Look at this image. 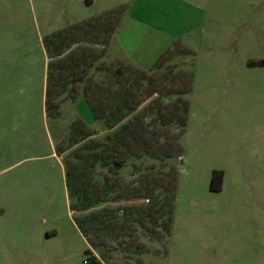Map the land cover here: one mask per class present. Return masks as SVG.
Listing matches in <instances>:
<instances>
[{
    "label": "rangeland",
    "instance_id": "374dc122",
    "mask_svg": "<svg viewBox=\"0 0 264 264\" xmlns=\"http://www.w3.org/2000/svg\"><path fill=\"white\" fill-rule=\"evenodd\" d=\"M100 17L106 40L114 33L109 45L75 44L69 33L48 42ZM173 43L169 63L191 73L185 123L177 94L166 96L183 88L173 67L152 77L161 91L143 103L160 102L167 125L155 133L170 156L127 160L117 200L94 209L127 215L110 225L101 216L87 241L69 207L63 161L88 157L84 138L97 121L78 97L83 83L62 85L81 75L96 89L97 76L75 60L88 63L97 50L113 66L149 70ZM263 60L264 0H0V264H85L88 248L103 264H264ZM55 83L48 115L46 88ZM138 167L159 192L175 185L168 213L158 211L160 200L150 197L148 208L129 195Z\"/></svg>",
    "mask_w": 264,
    "mask_h": 264
},
{
    "label": "trees",
    "instance_id": "16d2710c",
    "mask_svg": "<svg viewBox=\"0 0 264 264\" xmlns=\"http://www.w3.org/2000/svg\"><path fill=\"white\" fill-rule=\"evenodd\" d=\"M102 18L83 22L75 33L74 31L60 32L48 42L60 37H67L66 33H69L78 35L75 44L97 43L98 45L100 42L106 41L107 45H109L114 33L106 40L107 36L100 32L101 27H97L98 20ZM116 26L114 25L113 27L115 28ZM96 30L97 34H93ZM91 32V38H97L96 42L89 41L90 38H86L89 37L87 34L89 33L90 35ZM111 32L113 31L111 30ZM178 45L173 43L171 48H167L161 53L149 70H143L135 64H130V62L117 63L118 65L113 66V63H108L105 59V52L97 50V55H93L88 63L83 58L75 60L79 61V63L81 62L83 68L86 69L84 72L88 71V77L90 75L97 76V88L94 89L88 86L87 83L90 78L84 80L81 75V77L75 76L76 78L69 81L70 83L62 85L63 91H66V85L71 84L75 80H80L83 83L79 89L78 97L87 101L93 112L94 120L97 121V129L89 131L84 138L89 139L84 146L86 147L85 149L90 150L88 157L82 158L74 153L73 165H70L66 159L63 161L65 183L69 194V207L74 214H77L75 212L79 213L77 215H80V218L76 216L75 221L87 241H91L88 230L97 227L101 216L104 217L105 225H110L114 215L117 214V218L115 217L117 222L127 215L126 210L123 208L117 210L116 214L112 212L113 209L111 208H107L109 210L106 211L94 210L103 204L117 200L119 196V191L117 190L119 178H117V173L126 164L127 160L131 157L136 159L154 157L158 160H165L170 156L168 152L160 149V138L164 139L165 135L162 136L160 133H155L156 129L167 125V122L162 120L161 117L160 102L153 99L146 104L143 103L153 92L161 91L151 86L153 83L152 77L158 73L161 74L164 71L171 70L173 67L177 68V65L169 63L168 58L171 57L170 54ZM180 49L181 53H185L183 47ZM48 54L49 57L52 56L50 51ZM50 61L47 67L48 82L54 77V67ZM177 70L178 74H180L179 77L183 79V88L180 90L168 89L166 96L177 94V97H179L177 111L182 116V120L178 124L183 126L186 120L187 104L182 98V94L189 89L191 73L186 67H178ZM50 85L47 84L45 93V110L48 115H50L49 112L52 108L48 105L50 94L56 87V83L52 84V86ZM139 170L140 167L134 172L133 180L129 187L131 194L129 195L145 199L148 208L150 197H153L154 201L160 200L161 205L158 211L164 205L166 207L165 211L168 213L175 182L173 181L174 187L171 190V194H169V191L167 192V189L159 192L160 185L154 183L155 181L152 183L146 182V184L140 180L142 179V172ZM220 179L221 172L214 171L210 180L211 190L219 189L217 183ZM152 194L155 196H152ZM161 195L164 199H161ZM90 209L93 210L90 211ZM83 212L84 214H80ZM86 251L90 256L85 259V264H103L101 260L91 254L90 248Z\"/></svg>",
    "mask_w": 264,
    "mask_h": 264
},
{
    "label": "crops",
    "instance_id": "0c3cea01",
    "mask_svg": "<svg viewBox=\"0 0 264 264\" xmlns=\"http://www.w3.org/2000/svg\"><path fill=\"white\" fill-rule=\"evenodd\" d=\"M131 62V61H130ZM133 62V61H132Z\"/></svg>",
    "mask_w": 264,
    "mask_h": 264
}]
</instances>
